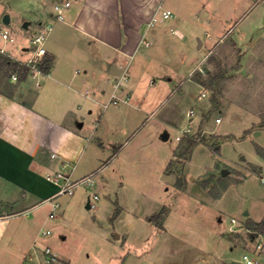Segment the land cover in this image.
Returning a JSON list of instances; mask_svg holds the SVG:
<instances>
[{
    "label": "rangeland",
    "instance_id": "1",
    "mask_svg": "<svg viewBox=\"0 0 264 264\" xmlns=\"http://www.w3.org/2000/svg\"><path fill=\"white\" fill-rule=\"evenodd\" d=\"M58 1L0 0V29L14 40L5 42L0 35V47L5 45L9 52L0 56L14 62V57H29L35 50L30 41L36 35V17L44 6ZM203 2L207 1L177 0V6L191 22ZM207 5L210 11L211 2ZM220 7L228 18L226 30L231 31L196 71L206 84L208 101L198 99L202 89L189 77L199 56L194 38L186 63L177 60L169 67L155 62L143 73L147 81H166L169 91L176 90L158 104V112H147L148 107L134 111L136 118L125 134L107 130L99 140V122L95 121L99 114L95 111L89 116L84 109L83 134L92 146L102 142L105 147L96 157L90 147L77 163L79 173L101 169L93 190L99 196L97 209L87 210L86 205L61 198L63 216L32 229L27 240L13 242L12 246L25 251L31 237H40L32 248L39 255L22 264H47V248L57 256L52 264H245L244 255L264 264V235L252 239L246 230L248 219H264V128L260 127L264 124V0L255 4L254 0H224ZM26 23L31 25L24 28ZM237 37L244 43L234 46ZM11 74L16 73L12 70ZM9 82L15 89L5 83L2 90L14 92L20 86L12 77ZM190 109L201 119L194 132L182 135L197 121L190 123L185 117ZM167 132L170 138L164 142L161 137ZM179 136L180 144L185 138H196L200 144L190 160H175L167 173L171 155L166 157L179 148ZM125 143V150L113 156ZM223 171H227L225 176ZM164 208L168 209L165 232L142 220ZM47 213L48 207H39L11 221L22 227L36 218L42 223ZM46 231L51 235L43 237ZM124 235L129 237L126 242ZM4 242L9 245L8 237ZM259 243L261 251L256 248ZM15 261L10 255L0 258V264H18Z\"/></svg>",
    "mask_w": 264,
    "mask_h": 264
},
{
    "label": "crops",
    "instance_id": "2",
    "mask_svg": "<svg viewBox=\"0 0 264 264\" xmlns=\"http://www.w3.org/2000/svg\"><path fill=\"white\" fill-rule=\"evenodd\" d=\"M62 1L52 3L53 7L50 4L44 6L35 20L36 34L44 26L51 27L44 45L47 55L54 59L49 72L30 73L26 82L21 83L12 94L8 93L11 97L0 94V212H5L0 215V258L10 255L18 264L30 262L32 256L39 255L40 251H33L32 248L40 237H31L33 241L25 251L12 246L13 242L27 240L32 229L41 228L42 224L52 220L49 217L51 205L45 201L56 193L57 186L47 176L64 171L78 180L97 173V180L101 169L79 173L77 168L78 161L90 147H93V157L105 148L102 142L92 146L91 139L83 134L86 124L83 110L87 109L89 116L95 111L99 114L95 120L99 122V140H103L107 130L125 134L129 123L136 118L134 111L141 112L148 107L147 112H158V104L161 105L176 90L169 91L166 81L161 84L147 81L143 73L155 62L162 66L168 64L169 67L177 60L186 63L194 38L198 39L199 56H196L189 77L195 86L202 89L198 99H207L208 91L197 81L196 71L202 68L208 54L231 31L226 30L228 18L220 7L224 0L203 2L194 11L195 20L191 22L179 11L177 0H71L64 20H59L54 8ZM257 1L254 0V4ZM208 2L212 4L210 11L207 10ZM163 11H171L172 16L164 19ZM154 18L156 22H153ZM26 24L24 28L31 25ZM242 43L240 37L233 41L234 46ZM33 55L34 51L29 57L14 59L28 63ZM117 80L122 84L118 95L123 101L105 109L104 104L109 101L114 91L112 85ZM170 81L172 79L168 83ZM87 91L89 97L86 96ZM127 98L129 100L124 102ZM177 106L173 105L174 112ZM190 111L193 110L190 109L185 117L190 119V123L197 121L193 129L185 130L182 135L194 132L201 119L195 112L190 115ZM164 122L169 123L165 119ZM181 136L176 138L178 146ZM161 138L166 142L170 135L167 132ZM126 143L120 145L113 156L121 154ZM177 149L173 154H167L166 158L171 155L168 165L174 160ZM95 187L91 191L79 189L78 195L77 191L74 196L59 197L60 206L53 220L64 214L60 201L64 197L76 204L86 205L87 210L97 209L95 203L99 199H91L93 195H98L93 191ZM39 207H48L42 223L37 220L40 218H36L28 220L22 227L11 221V218ZM153 214L142 218L148 226L154 225L149 221ZM6 237L9 245H4ZM128 239L127 235L122 236L123 242Z\"/></svg>",
    "mask_w": 264,
    "mask_h": 264
},
{
    "label": "built area",
    "instance_id": "3",
    "mask_svg": "<svg viewBox=\"0 0 264 264\" xmlns=\"http://www.w3.org/2000/svg\"><path fill=\"white\" fill-rule=\"evenodd\" d=\"M69 7H71V0H63L61 3H58L55 5L54 10L59 20H64L65 18L64 13ZM162 16L164 19H168L172 16V12L163 11ZM153 22H156V18L153 19ZM50 30H51L50 26L48 25L44 26V28L39 30L38 34L31 37V41H30L31 46L35 47L33 58L28 63H23V62L21 63L22 65H26L34 75L42 73V70L40 69V64L44 56L47 55V51L44 45L46 42L47 33ZM0 35L3 41L14 42L13 38L10 37V34L7 30L1 31ZM0 53L5 54V55L9 54L5 48H1ZM7 56L10 57L9 55ZM12 79L14 81H18L17 74H14L12 76ZM121 85L122 84L120 80H117L113 83L112 86H113L114 91L112 92V95L109 101L106 104H104L105 109H107L112 104L116 105L123 101L118 95ZM86 96L89 97L88 91L86 92ZM128 100L129 99L127 98V100H125L124 102H127ZM193 114H194V111H190V115H193ZM178 139L180 140L181 138H178ZM96 175L97 173H92L78 180H74L68 173L64 171H57L54 174L48 175L47 176L48 180L53 182L57 186L56 193L45 201V203L50 204L52 208L51 214L49 215L50 219L55 218L56 209H58L60 206L58 202L59 197L74 196L79 189H85V190L91 191L97 184ZM261 182L264 183V177H261ZM91 199L96 201L99 199V196L93 195ZM235 222H236L235 220H232V223H235ZM50 235H51L50 231L43 232L44 237H47ZM256 248L258 251H261L263 249V245L259 243ZM44 257L46 258L47 264H52L57 261V256L53 254L49 248H47L44 251ZM36 258L37 256L34 255L29 259V261L33 262ZM243 261L245 264H257V261H252L247 255H244Z\"/></svg>",
    "mask_w": 264,
    "mask_h": 264
},
{
    "label": "trees",
    "instance_id": "4",
    "mask_svg": "<svg viewBox=\"0 0 264 264\" xmlns=\"http://www.w3.org/2000/svg\"><path fill=\"white\" fill-rule=\"evenodd\" d=\"M53 60L54 59L52 56H49V55L44 56L40 64V69L42 70V72H49V70L51 69ZM12 70L17 74L18 85L26 82L31 72L30 69L26 65H22L16 61L14 62L10 58H7L5 56H0V94L6 95L8 93L10 94L13 93V92L2 90V87L5 85V83L7 84L10 83L9 81L11 80V77H12V74H11ZM197 81L203 86L206 85L200 79H198ZM10 87L12 88V90L15 89V86L13 84H9V88ZM9 97H11V95ZM260 127L264 128V124H262V126ZM199 144H200V141L196 140V138H185L181 142L177 151L175 152V155H174L175 158L168 165L167 171L172 166L175 160H178V161L183 160L184 162L187 160H190L194 149ZM177 186L180 190L184 188L180 180L177 182ZM167 213H168V209L164 208L162 212L152 215L149 218V221L152 222L158 230L164 231L163 222L165 220ZM246 227H247V230L251 232L252 239L256 238L259 235H264V220H262L259 223L254 222L252 220H248Z\"/></svg>",
    "mask_w": 264,
    "mask_h": 264
},
{
    "label": "water",
    "instance_id": "5",
    "mask_svg": "<svg viewBox=\"0 0 264 264\" xmlns=\"http://www.w3.org/2000/svg\"><path fill=\"white\" fill-rule=\"evenodd\" d=\"M4 22L7 24V23H9V17L8 16H6L5 18H4ZM25 26H27V24H25ZM167 136L165 135V138H166ZM227 174V171H223V175L225 176ZM246 215H248V214H246Z\"/></svg>",
    "mask_w": 264,
    "mask_h": 264
}]
</instances>
